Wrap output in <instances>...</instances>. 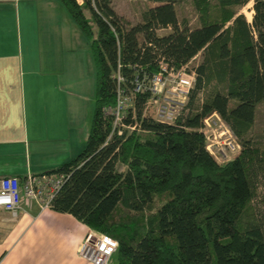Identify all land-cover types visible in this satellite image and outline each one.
<instances>
[{
    "label": "trees",
    "instance_id": "16d2710c",
    "mask_svg": "<svg viewBox=\"0 0 264 264\" xmlns=\"http://www.w3.org/2000/svg\"><path fill=\"white\" fill-rule=\"evenodd\" d=\"M59 1L90 39L96 88L85 147L43 173L66 175L49 207L115 239L116 264H264V214L254 203L264 146L250 135L264 105V0H151L128 27L112 0ZM250 2L247 19L241 9ZM179 3L194 26L179 21ZM196 55L193 87L173 123L142 115L145 90L133 104L141 130L123 129L106 142L112 125L103 108L115 103L118 64L128 90L158 70L159 57L176 69ZM213 113L240 144L222 163L201 131Z\"/></svg>",
    "mask_w": 264,
    "mask_h": 264
},
{
    "label": "rangeland",
    "instance_id": "374dc122",
    "mask_svg": "<svg viewBox=\"0 0 264 264\" xmlns=\"http://www.w3.org/2000/svg\"><path fill=\"white\" fill-rule=\"evenodd\" d=\"M155 4L151 0H112L114 11L126 27L139 23L142 12ZM175 8L179 21L186 19L189 26H194L195 18L186 3ZM250 8L251 2L241 9L247 19L251 18ZM0 10V54L18 56L19 71L31 70L36 96L42 99L40 94L44 95L41 110L36 102V111H27L29 134L33 135V125L42 128L41 134L33 135L35 142L30 141L31 162L43 165L56 159L69 161L85 147L94 111L96 70L90 39L59 0H4ZM169 31L159 29L157 34ZM199 59L200 55L194 56L188 68L192 69ZM211 119L216 121L214 116ZM210 125L209 130H215L217 135L218 124ZM250 135L256 144L264 146L262 104L256 107ZM224 150L228 158L217 156V162L230 160L238 152ZM119 168L124 170L125 166ZM257 184L254 203L257 211L264 214V179ZM116 263L113 254L108 264Z\"/></svg>",
    "mask_w": 264,
    "mask_h": 264
},
{
    "label": "crops",
    "instance_id": "0c3cea01",
    "mask_svg": "<svg viewBox=\"0 0 264 264\" xmlns=\"http://www.w3.org/2000/svg\"><path fill=\"white\" fill-rule=\"evenodd\" d=\"M19 67L18 56L0 54V177L24 179L68 161L32 164L30 141L35 142L33 135L41 134L42 128L33 125V135L29 134L27 111H36V102L41 110L44 95L36 96L32 71L21 72ZM89 232L93 231L71 214L35 202L23 203L15 219L0 209V264H90L77 252Z\"/></svg>",
    "mask_w": 264,
    "mask_h": 264
},
{
    "label": "built area",
    "instance_id": "2783aa9c",
    "mask_svg": "<svg viewBox=\"0 0 264 264\" xmlns=\"http://www.w3.org/2000/svg\"><path fill=\"white\" fill-rule=\"evenodd\" d=\"M156 63L158 65L156 72L151 75L143 73L140 78L135 79L133 86L128 90L124 86L125 79L119 72L118 64V69L113 74L116 79L115 103L103 108L104 115L110 117L112 125L106 142L114 133L121 135L123 129L141 130L135 118L136 111L133 105L138 92L145 90L150 92V97L143 106V116H151L162 123H173L181 113L193 87L195 72L188 68V63L175 69L163 57H159ZM148 112L152 113L148 114ZM129 115L134 122H125ZM213 116L216 121L211 119ZM210 123L214 126L218 124L217 135L215 130H209V127H212ZM201 131L206 140L207 151L216 159L228 158L224 148L232 153L240 149L239 142L216 113L204 119ZM65 179L64 173L29 174L24 179H19L17 176H2L0 177V209L6 211L11 219H15L23 210V203L35 202L42 208L49 207ZM116 248L115 239L89 232L80 242L77 252L90 264H108Z\"/></svg>",
    "mask_w": 264,
    "mask_h": 264
}]
</instances>
